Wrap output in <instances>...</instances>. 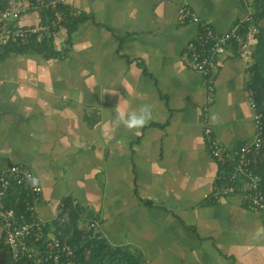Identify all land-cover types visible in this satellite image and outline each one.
<instances>
[{"label":"crops","instance_id":"0c3cea01","mask_svg":"<svg viewBox=\"0 0 264 264\" xmlns=\"http://www.w3.org/2000/svg\"><path fill=\"white\" fill-rule=\"evenodd\" d=\"M67 6L80 21L49 36L55 55L0 46V170L26 164L41 185L36 209L45 220L75 200L81 221H97L100 238L143 264H264V215L239 193L210 199L221 165L203 138L209 126L229 154L252 140L249 74L230 47L207 83L184 59L197 25L178 20L187 7L223 33L245 15L244 2ZM117 106H147L150 119L129 130Z\"/></svg>","mask_w":264,"mask_h":264},{"label":"built area","instance_id":"2783aa9c","mask_svg":"<svg viewBox=\"0 0 264 264\" xmlns=\"http://www.w3.org/2000/svg\"><path fill=\"white\" fill-rule=\"evenodd\" d=\"M246 13L229 31L218 33L206 21L187 7L178 10L180 23H194L197 33L184 54L188 68L199 71L212 82V71L219 58L230 47L240 55L250 77L253 63L254 34L260 26L254 22L255 1L242 0ZM72 0H0V46L33 37H49L64 24V6ZM35 14V22L22 24L21 17ZM70 14H78L76 10ZM247 85L249 106L252 110L254 135L250 142L241 144L229 154L217 140L209 126L203 129L205 146L211 157L221 165L220 173L212 187L210 199L214 202L239 193L246 208L264 215V191L256 165L264 150V123L262 111L256 105L253 91ZM14 191V195L11 193ZM42 188L33 171L22 162L9 164L0 170V250H6L9 264H79L75 247L70 244L69 211L76 201L59 202L53 219L45 220L37 211ZM78 222L84 233L100 238L97 221ZM83 222V223H82ZM88 256V252L85 254Z\"/></svg>","mask_w":264,"mask_h":264},{"label":"trees","instance_id":"16d2710c","mask_svg":"<svg viewBox=\"0 0 264 264\" xmlns=\"http://www.w3.org/2000/svg\"><path fill=\"white\" fill-rule=\"evenodd\" d=\"M67 34L75 28L77 22L80 21L78 14H70L68 6H64ZM254 22L258 19L263 20V24L258 27L254 34L255 41L253 43V63L250 67V86L253 91L256 105L262 111V120L264 123V0L255 1ZM6 50L15 51H34L41 53L45 57L56 54L50 37L31 38L27 41L10 42L6 46ZM256 171L261 177V187L264 191V163L256 165ZM68 202V201H67ZM80 209L76 205L69 211L70 224L66 228V232H71L70 244L75 247L77 260L79 264H143L139 257L125 248H116L108 245L104 239L97 236L89 237L79 228V212ZM88 252V256L85 254Z\"/></svg>","mask_w":264,"mask_h":264},{"label":"clouds","instance_id":"9594fccd","mask_svg":"<svg viewBox=\"0 0 264 264\" xmlns=\"http://www.w3.org/2000/svg\"><path fill=\"white\" fill-rule=\"evenodd\" d=\"M150 116L147 106H142L138 111H125L124 108L117 106V120L129 130L141 128L148 122Z\"/></svg>","mask_w":264,"mask_h":264},{"label":"rangeland","instance_id":"374dc122","mask_svg":"<svg viewBox=\"0 0 264 264\" xmlns=\"http://www.w3.org/2000/svg\"><path fill=\"white\" fill-rule=\"evenodd\" d=\"M260 157H261V160L264 161V150L262 151V155ZM0 264H9L8 263V254H7L6 250H0Z\"/></svg>","mask_w":264,"mask_h":264}]
</instances>
